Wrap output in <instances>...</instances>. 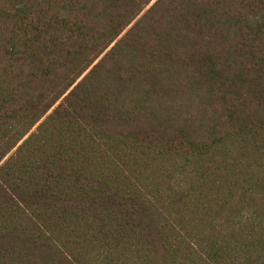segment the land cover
Masks as SVG:
<instances>
[{"label":"trees","instance_id":"obj_1","mask_svg":"<svg viewBox=\"0 0 264 264\" xmlns=\"http://www.w3.org/2000/svg\"><path fill=\"white\" fill-rule=\"evenodd\" d=\"M0 264H264V0H0Z\"/></svg>","mask_w":264,"mask_h":264}]
</instances>
